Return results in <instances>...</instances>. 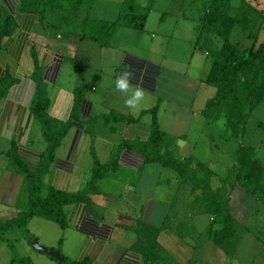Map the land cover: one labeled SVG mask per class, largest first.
Masks as SVG:
<instances>
[{
  "label": "crops",
  "instance_id": "1",
  "mask_svg": "<svg viewBox=\"0 0 264 264\" xmlns=\"http://www.w3.org/2000/svg\"><path fill=\"white\" fill-rule=\"evenodd\" d=\"M121 1L114 3V18ZM206 2L171 0L177 9L173 28H179L181 38L185 40L189 39L191 31L196 34L194 39L189 40L192 50L182 67L171 57L161 59L165 55L169 57L170 53H165L161 45L166 41L156 38L157 34L149 36L148 33L147 40L142 37V33L148 31L147 22L145 29H138V39L132 35L136 41L139 40L137 46L141 47L143 41L146 43V53L129 47L126 40L132 27L123 25L116 28L108 45L98 48L96 41L77 39L51 23H42L37 14L21 7V0H0V22L5 14H11L17 22L13 33L2 38L0 48V80L6 75L17 79L0 97V222L18 216L29 205L25 172L9 151L16 147L22 160L35 170L41 152L46 148L41 123L32 109L36 93L33 73L38 66L48 84V111L57 119H71L75 103L74 89L77 85L85 88L83 102L76 110L72 126L62 139L44 177L52 187L68 191L86 187L94 170L92 149L98 159L105 163L122 140L147 139L153 119L150 109L154 106L158 107L161 128L180 136L173 145L179 157L195 155L216 172L225 169L224 173L235 163L232 154L236 144L221 135L223 121H209L203 113L208 100L215 93L213 85L206 82L213 57L208 61L206 55L210 52L207 48L203 52L197 50L201 45L198 23L204 14ZM155 3L156 0L153 7ZM112 5L105 0H96L91 14L96 18L114 19L112 15H107L114 7ZM242 31L234 33V42L246 46ZM207 37L217 42L219 39L213 34ZM157 44H160L159 50ZM75 56L83 62V77L79 76L72 61ZM191 65L193 68H190ZM189 70H200L201 77ZM125 71L132 73V89L140 87L144 90V98L135 109L125 105L131 91L125 93L116 89V80ZM208 85L212 89L206 93L203 88ZM89 86L96 91L90 94ZM263 103L264 99L260 104ZM112 111L138 120L106 122L104 115ZM252 112L247 118L242 138L257 136L252 134V129L262 127L264 119L256 125L249 123ZM92 116H96L95 128L89 129L87 121ZM106 128L119 136H109ZM194 133L205 139L201 138L208 145L207 149L194 144L196 152L184 154L181 152L183 143L185 145L187 142L184 136ZM222 138L227 140L222 141ZM242 138L241 143L248 144ZM258 150L259 147L257 156L264 162V154ZM97 184L98 191L89 194L93 209L86 201L65 206V226L47 217L34 215L25 229L8 230L4 239L0 240V264H15L16 258L25 264H158L145 261V255L136 247L140 239L135 229L138 219L158 228L157 241L175 261L191 264L195 260L197 245L192 237L201 231L199 224L204 222V216L195 215L192 211L189 212L192 214L190 216L185 214L191 200L190 188L188 185L180 186L178 173L174 169L158 161L146 162L141 153L124 147L118 152V161ZM230 195L235 216L242 218L239 212L236 214L234 207L238 205L243 208L242 204L248 200L249 194L241 184L235 182ZM175 200L176 208L172 210L171 204ZM259 203V206H264V201ZM171 214L172 219L167 224V216ZM186 216L192 217L195 225L189 223L183 235L177 227ZM238 228L239 223L237 233ZM34 238H37V244L58 251L60 256H54L33 244ZM9 242L14 244V249Z\"/></svg>",
  "mask_w": 264,
  "mask_h": 264
},
{
  "label": "trees",
  "instance_id": "2",
  "mask_svg": "<svg viewBox=\"0 0 264 264\" xmlns=\"http://www.w3.org/2000/svg\"><path fill=\"white\" fill-rule=\"evenodd\" d=\"M96 0H21V7L37 14L42 23L48 22L63 29L68 35H77L80 39H90L100 45H108L118 26H129L143 30L155 0H122L114 19L96 18L91 9ZM205 11L198 23L200 44L205 45L213 57L206 77V82L215 87V93L208 100L203 110L209 121L222 120L224 128L221 135L236 144L233 152L235 163L220 176V184L214 188L212 177L216 171L195 155L181 158L174 150V141L180 137L170 134L161 128L157 110L153 113L151 132L147 139H124L115 146L111 158L102 163L93 152L94 170L86 187L77 191L61 190L48 185L44 177L56 156L62 139L69 132L76 110L82 104L85 88L77 85L75 103L71 119L60 120L50 115L48 108L50 96L48 84L41 75L39 66L33 73L36 82V93L32 109L41 123L46 148L41 152L38 166L31 169L16 152V147L9 151L13 160L25 172L26 190L29 205L18 216L0 222V240L10 229H25L34 215H40L57 221L61 226L67 224L65 206L69 203L86 201L92 208L90 193L98 191V180L118 161V152L124 148L141 153L146 162L158 161L174 169L178 173L180 186H189L192 196L187 215L207 214L210 216L208 234L210 239L226 254L233 256L237 247L238 219L231 205V189L235 182L241 184L245 191L259 201H264V162L257 156V148L252 144H242L241 138L246 129L247 118L264 99V39L257 43V38L264 29V1L254 0H207ZM239 25L248 35L254 38L251 46H241L231 40V33ZM17 27L11 14H5L0 22V48L2 38L10 35ZM213 34L216 39L207 37ZM76 71L83 77V62L75 56L72 58ZM17 79L6 75L0 80V97ZM146 83V82H145ZM147 84V83H146ZM3 91V92H2ZM95 118V117H94ZM106 122L112 120L137 121L130 115L116 111L105 114ZM96 119V118H95ZM264 125V121L263 124ZM235 180V181H234ZM176 200L172 202L174 210ZM183 217L178 223V231L186 234L189 223L195 225L192 217ZM172 214L167 216V224ZM135 229L140 234L137 248L145 255V261L158 264H182L175 261L162 248L156 239L158 228L137 220ZM14 249V244L9 242ZM15 264L17 262L14 259Z\"/></svg>",
  "mask_w": 264,
  "mask_h": 264
},
{
  "label": "rangeland",
  "instance_id": "3",
  "mask_svg": "<svg viewBox=\"0 0 264 264\" xmlns=\"http://www.w3.org/2000/svg\"><path fill=\"white\" fill-rule=\"evenodd\" d=\"M109 4H113L114 7H112L110 14L107 13V15H115V6L116 2H120V0H105ZM255 2L261 3L264 0H254ZM141 3H146L147 0H140ZM173 2V0H172ZM112 5V6H113ZM171 12V13H170ZM177 9L174 8V4H171V0H156V3L151 10L148 20H147V27L148 31H145L144 35H142L143 38H146L147 34L149 33V36H151L152 33L157 34L156 38L166 41L164 44L161 45V47L166 51L170 53L169 57L165 55L161 57L162 60H165L166 58H172L177 64L182 65L185 64V62L188 61L191 53V46L192 44L189 43V40L192 38H195L194 31H191L190 34H188V40H185V38H181V32L180 29H174L173 20L176 16ZM104 15V14H103ZM115 16H113L114 18ZM129 30H132L130 32L129 39L126 40V43H128L129 47L132 49H136L137 51L147 52L145 47H147L146 43L143 41L141 47L137 46L139 43V40L136 41L132 37L137 36V39L139 38L138 32L134 28H130ZM237 30H243L239 25H237L231 35V40L234 41V33ZM243 32V31H242ZM245 37H243L244 45L251 46L254 42V38L250 37L248 34V31H244ZM241 34V33H240ZM72 36L79 38L77 35L71 34ZM141 37V36H140ZM241 38V37H240ZM264 39V29H262L259 33V36L257 38V43ZM218 42L215 44L216 46L220 45L219 39H217ZM242 40V39H240ZM136 41V42H135ZM96 45L98 48H100V44L96 42ZM158 50L160 48V44H157ZM150 47V45H148ZM206 49L205 45H199L197 50H203ZM154 50V47L152 48ZM158 50H155L156 53ZM95 53V52H94ZM208 58V61L212 59V55H206ZM195 61H193L194 63ZM199 62V60H198ZM190 68H193L191 65ZM186 70L185 68L183 69ZM197 74V77H201L200 70L197 71H191ZM189 75V74H188ZM98 87V86H97ZM100 87V86H99ZM212 88H215L212 86ZM210 85H208L207 88H203V91L208 93L210 89H212ZM89 93L92 94L94 91L91 88V86L88 87ZM204 100V95L202 97V101ZM255 110V109H254ZM96 116H92L88 121L87 124L89 126V129L95 128V118ZM264 119V103L257 106V109L252 112L251 118H249V123L251 125L258 123L260 120ZM256 127V126H255ZM215 129V128H214ZM107 134L109 136H115L117 138L119 135L118 133L113 134L109 132V129L106 128ZM253 130V135L257 136H244L242 140L245 141V143L257 145L259 147V151H261V154H264V125L260 128H255ZM220 136V135H219ZM184 138H187V142L183 143L181 147V152L184 154H190L193 152H196L194 150V144H197L198 147L202 149H207L206 144H204L205 139L199 138V136H196V133L192 134V136H184ZM206 138V137H205ZM207 139V138H206ZM225 138H222V141ZM227 140V139H225ZM196 142V143H195ZM256 147V148H258ZM209 150V149H208ZM203 153H206V151H203ZM225 169L217 171L216 175L212 177V185L214 188H216L220 184V174L224 173ZM190 186V185H189ZM249 194V193H248ZM192 198V196L190 195ZM257 199L254 198L251 194H249L248 200L244 201L242 206L243 208H239V206H235V212L236 214L239 212L242 218H239L237 215V219L239 222V228L238 233L235 237V244L237 247L236 253L233 256H230L226 254V252L216 245L209 237L208 234V227L210 225V216L207 214H203L204 217L203 223L199 224V228H201V231H198L193 234L192 240L195 245H197L195 260L191 262V264H264V206H259V201H256ZM189 202V201H188ZM185 203V202H184ZM233 204V201H232ZM183 208V207H182ZM184 209V208H183ZM182 212V211H181ZM234 213V212H233ZM184 214V212H183ZM235 215V214H234ZM206 221V222H205ZM209 221V222H208ZM207 229V230H206ZM137 247V246H136ZM18 257V256H17ZM18 264L19 262L21 264H25V262L19 260L16 258Z\"/></svg>",
  "mask_w": 264,
  "mask_h": 264
},
{
  "label": "clouds",
  "instance_id": "4",
  "mask_svg": "<svg viewBox=\"0 0 264 264\" xmlns=\"http://www.w3.org/2000/svg\"><path fill=\"white\" fill-rule=\"evenodd\" d=\"M132 73L125 71L116 80V89L120 92L128 93L131 91V95L125 99V105L129 108L135 109L140 101L144 98V90L140 87L132 89L131 86Z\"/></svg>",
  "mask_w": 264,
  "mask_h": 264
},
{
  "label": "water",
  "instance_id": "5",
  "mask_svg": "<svg viewBox=\"0 0 264 264\" xmlns=\"http://www.w3.org/2000/svg\"><path fill=\"white\" fill-rule=\"evenodd\" d=\"M37 242H38L37 238H34V239H33V244H35L36 246H38V247L41 248L42 250H44V251H46V252H48V253H50V254H52V255H54V256H57V257L60 256V254H59L58 251L53 250V249H51V248H49V247H47V246H44V245H39V244H37Z\"/></svg>",
  "mask_w": 264,
  "mask_h": 264
}]
</instances>
